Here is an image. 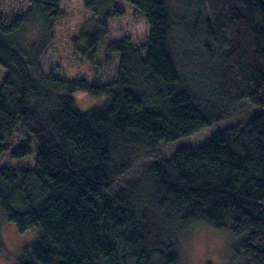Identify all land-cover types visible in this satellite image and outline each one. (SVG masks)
Masks as SVG:
<instances>
[{"label":"trees","instance_id":"trees-1","mask_svg":"<svg viewBox=\"0 0 264 264\" xmlns=\"http://www.w3.org/2000/svg\"><path fill=\"white\" fill-rule=\"evenodd\" d=\"M60 1L29 0L8 26L0 19V156L17 128L35 143L31 167H0L1 212L19 232L39 230L17 264H178L195 224L236 240L231 264H264L260 0H185L178 12L172 0H119L148 36L104 47L118 67L103 85L39 69ZM116 1L82 8L102 25L120 16ZM25 31H35L27 45ZM76 93L103 106L80 113Z\"/></svg>","mask_w":264,"mask_h":264},{"label":"rangeland","instance_id":"rangeland-1","mask_svg":"<svg viewBox=\"0 0 264 264\" xmlns=\"http://www.w3.org/2000/svg\"><path fill=\"white\" fill-rule=\"evenodd\" d=\"M82 1H60V19L51 28V41L38 59L39 69L46 75L51 73L63 80L83 78L96 85L113 82L118 67V55L104 52V47L124 39L136 47H141L146 42L148 26L137 12L119 0L114 2V7L120 12V16L109 18L101 25L102 16L95 17L85 13ZM185 2L172 0L171 10L181 11ZM29 6V0H0L2 27L8 26L23 15ZM81 29L83 31L78 33ZM102 30V40L98 43L92 42L96 41L92 38ZM32 33L35 35V31ZM33 35L25 31L19 33L17 38L21 44L27 45L32 41ZM4 77L5 71L0 68V84ZM72 99L80 113L103 106H95L102 99L89 98L85 94L76 93ZM24 144L28 145L33 153L21 159L11 158L18 145ZM34 149L33 139L17 128L11 139L9 153L0 156V167H31L35 160ZM38 234L37 228L19 232L0 210V264H17L23 251L36 242ZM229 237L234 241V245ZM236 245V240L227 232L212 229L205 224H195L179 240L178 264H231L237 260L234 255Z\"/></svg>","mask_w":264,"mask_h":264},{"label":"water","instance_id":"water-1","mask_svg":"<svg viewBox=\"0 0 264 264\" xmlns=\"http://www.w3.org/2000/svg\"><path fill=\"white\" fill-rule=\"evenodd\" d=\"M260 2H261L262 6H263V8H264V2H263L262 0H260Z\"/></svg>","mask_w":264,"mask_h":264}]
</instances>
